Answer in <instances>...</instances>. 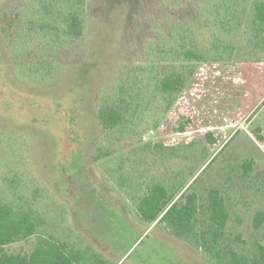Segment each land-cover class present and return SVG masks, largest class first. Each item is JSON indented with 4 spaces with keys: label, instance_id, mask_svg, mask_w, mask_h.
I'll return each instance as SVG.
<instances>
[{
    "label": "rangeland",
    "instance_id": "rangeland-1",
    "mask_svg": "<svg viewBox=\"0 0 264 264\" xmlns=\"http://www.w3.org/2000/svg\"><path fill=\"white\" fill-rule=\"evenodd\" d=\"M22 1L0 0V17ZM198 1L88 0L83 38L57 54V61L50 63L47 56L45 64H34L33 74L27 66L20 71L0 43V131L19 141V132H28L33 151L29 171L50 182L56 221H62L61 232L55 227L51 231L70 240L82 237L112 261L124 257L125 264H212L200 248L174 236L166 223L144 224L126 193L110 179L107 162L129 150L140 161V171L172 183L179 179L196 190L202 219L208 215L209 191H223L230 210L225 247L254 255L264 245V222L259 227L254 223L257 212L264 211V139L256 133L260 129L264 137V54L256 39L248 43L253 37L248 34L237 44L253 60L201 62L169 110L154 81L136 69L147 63L150 42L172 20H187L206 47L213 28L202 18ZM87 54L92 56L88 67L72 71ZM132 76L140 80L150 105L138 129L119 141L120 132L104 131L93 112ZM56 79L62 80L56 86L38 87ZM182 116L192 121L184 132H176ZM207 132L218 138L216 144L208 141ZM192 140L196 145L185 147ZM159 142L181 144L186 150L175 155L168 149L156 153L139 147ZM250 159L254 167L246 175L242 163ZM35 241L17 240L7 249L29 252Z\"/></svg>",
    "mask_w": 264,
    "mask_h": 264
},
{
    "label": "trees",
    "instance_id": "trees-1",
    "mask_svg": "<svg viewBox=\"0 0 264 264\" xmlns=\"http://www.w3.org/2000/svg\"><path fill=\"white\" fill-rule=\"evenodd\" d=\"M197 7L207 25L213 28L206 47H202L203 40L196 36L187 20H172L150 42L145 56L147 63L136 66L139 73L154 81L168 110L175 105L201 62L255 59H247L248 53L237 46L246 41V35H253L248 43L256 39V46L264 54V0H202ZM87 19L88 0H24L17 9L3 11L0 43L6 53L11 52L16 64L21 65L20 71L28 68L33 74L34 64H45L44 57L51 56L50 63L55 62L57 54L78 44L86 33ZM90 55L74 64L72 71L88 67ZM61 79L37 86L50 88ZM115 92L98 102L93 113L104 131L120 132L117 139L121 141L138 129L150 98L137 76L123 81ZM191 121L182 116L175 131L184 132ZM19 133L20 141L6 130L0 131V264H125L120 262L124 257L119 261L107 259L82 237L70 240L51 231L52 227H61L62 221H56L57 202L51 198L50 182L32 175V170L30 173L32 163L27 160L33 151L28 148V132ZM256 133L259 140L264 139L260 129ZM206 137L212 144L218 141L212 132H207ZM96 139L93 133L92 141ZM196 143L192 140L185 147L192 148ZM139 147L156 153L168 149L175 155L186 150L181 144L165 146L162 142ZM135 157L133 150L123 152L107 162L106 170L134 204L144 224L166 223L174 236L200 248L212 264H264V245H259L254 255L225 247L223 237L230 210L220 188L209 191L208 215L202 219L196 190L185 188L179 179L172 183L140 171V161ZM242 166L247 175L253 170L254 160H246ZM263 222L264 211H258L254 223L259 227ZM58 230L61 232V228ZM31 237H36L31 251L7 249L17 240Z\"/></svg>",
    "mask_w": 264,
    "mask_h": 264
},
{
    "label": "crops",
    "instance_id": "crops-1",
    "mask_svg": "<svg viewBox=\"0 0 264 264\" xmlns=\"http://www.w3.org/2000/svg\"><path fill=\"white\" fill-rule=\"evenodd\" d=\"M122 261H123V259L120 260V262H122Z\"/></svg>",
    "mask_w": 264,
    "mask_h": 264
}]
</instances>
